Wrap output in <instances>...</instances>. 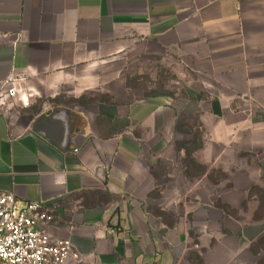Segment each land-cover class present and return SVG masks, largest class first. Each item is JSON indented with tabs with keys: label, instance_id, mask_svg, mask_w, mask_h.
Wrapping results in <instances>:
<instances>
[{
	"label": "crops",
	"instance_id": "obj_1",
	"mask_svg": "<svg viewBox=\"0 0 264 264\" xmlns=\"http://www.w3.org/2000/svg\"><path fill=\"white\" fill-rule=\"evenodd\" d=\"M0 34V196L42 203L82 264L264 259V0H0ZM154 67L187 96L133 95ZM193 117L213 124L205 174L164 187ZM157 191L185 204L170 223L147 210Z\"/></svg>",
	"mask_w": 264,
	"mask_h": 264
},
{
	"label": "rangeland",
	"instance_id": "obj_2",
	"mask_svg": "<svg viewBox=\"0 0 264 264\" xmlns=\"http://www.w3.org/2000/svg\"><path fill=\"white\" fill-rule=\"evenodd\" d=\"M150 71L152 75L136 74L129 82L132 93L137 98L141 99L148 94H163L168 97L164 99V102H171L187 96L186 86L182 78L178 81L175 76L173 77L169 69L154 67ZM197 121V117H193L189 119L188 123H178L176 130L178 136L174 142L177 148L186 150L180 156L178 154L175 156L170 155L164 162L159 163L161 172L155 173V175L160 178L159 182L160 184L163 183L164 187L168 188L173 185L172 176L179 177L180 181H182L181 185H183V181L187 183L188 179L190 181L193 178L199 179L205 174V167L200 163V161L205 159L204 143L201 135H203V131L207 132L213 124H209L206 128H201ZM171 164L175 165L172 172ZM224 176L225 174L218 169L212 170L208 175L212 183H219ZM160 193L161 191H157L151 194L148 198L147 210L158 222L170 223L172 222L171 211H174V214H182L185 204L162 203V200L166 198H163Z\"/></svg>",
	"mask_w": 264,
	"mask_h": 264
},
{
	"label": "built area",
	"instance_id": "obj_3",
	"mask_svg": "<svg viewBox=\"0 0 264 264\" xmlns=\"http://www.w3.org/2000/svg\"><path fill=\"white\" fill-rule=\"evenodd\" d=\"M16 95V89L9 90V97ZM53 220L42 203L22 206L12 194L0 196V264H82L69 240L47 233Z\"/></svg>",
	"mask_w": 264,
	"mask_h": 264
},
{
	"label": "water",
	"instance_id": "obj_4",
	"mask_svg": "<svg viewBox=\"0 0 264 264\" xmlns=\"http://www.w3.org/2000/svg\"><path fill=\"white\" fill-rule=\"evenodd\" d=\"M40 127H41V126H40V124L38 123L37 126H36V132H37V133H40ZM69 136H70V135L68 134V135H67V138H68Z\"/></svg>",
	"mask_w": 264,
	"mask_h": 264
},
{
	"label": "trees",
	"instance_id": "obj_5",
	"mask_svg": "<svg viewBox=\"0 0 264 264\" xmlns=\"http://www.w3.org/2000/svg\"><path fill=\"white\" fill-rule=\"evenodd\" d=\"M186 150V149H185ZM221 207H223V206H221ZM224 208V207H223ZM263 240V242L262 243H264V238L262 239ZM261 240V241H262ZM259 264H264V260L263 259H261L260 261H259Z\"/></svg>",
	"mask_w": 264,
	"mask_h": 264
}]
</instances>
